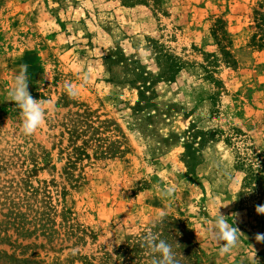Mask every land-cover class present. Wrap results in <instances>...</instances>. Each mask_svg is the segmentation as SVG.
Here are the masks:
<instances>
[{
  "label": "rangeland",
  "instance_id": "1",
  "mask_svg": "<svg viewBox=\"0 0 264 264\" xmlns=\"http://www.w3.org/2000/svg\"><path fill=\"white\" fill-rule=\"evenodd\" d=\"M256 10L264 0H0V264H152L150 232L179 264H264V181L241 167L264 171ZM22 66L46 108L31 136L11 101ZM144 82L151 106L136 110ZM218 207L241 231L228 254Z\"/></svg>",
  "mask_w": 264,
  "mask_h": 264
},
{
  "label": "clouds",
  "instance_id": "2",
  "mask_svg": "<svg viewBox=\"0 0 264 264\" xmlns=\"http://www.w3.org/2000/svg\"><path fill=\"white\" fill-rule=\"evenodd\" d=\"M28 84L27 66H22L13 80L11 101H14L22 112L23 134L31 136L44 123L46 108L44 102L32 97L28 90ZM66 90L71 95L77 94V89L70 85L66 86ZM220 207L217 208L216 215L212 217L211 227L214 230L213 238L220 242V253L228 254L239 245V233L241 231L235 226L234 220L230 223L228 216L220 212ZM256 210L258 213H264V205L257 206ZM257 237H259L258 240L264 239V236L258 235ZM143 243L150 250V253L155 254L152 264H179L173 246L166 240L161 239L155 232L145 234Z\"/></svg>",
  "mask_w": 264,
  "mask_h": 264
},
{
  "label": "trees",
  "instance_id": "3",
  "mask_svg": "<svg viewBox=\"0 0 264 264\" xmlns=\"http://www.w3.org/2000/svg\"><path fill=\"white\" fill-rule=\"evenodd\" d=\"M255 32L252 35V43L259 48L264 47V11L256 10L255 16H254V26H253ZM224 50V48H222ZM225 55H228L231 58V54L225 49ZM167 65H168V74L170 75L169 78L174 76V74L180 70L181 64L179 61L176 60V58L167 55L166 59ZM172 72V73H171ZM151 82L149 85H147V82H144L140 87V96L142 97V100L138 102V109L141 110L144 107L151 106L149 102H145L146 106H144L143 101L146 98V91L150 87ZM193 138L197 136L196 133L191 135ZM187 151L185 153V162L188 167V173L195 172V168L197 165V156L196 152L197 149L193 145H186ZM246 165H248V174L246 175V184L251 185L254 183V181H264V171L260 168L254 169L252 165L248 164L244 159L241 162V167L245 168Z\"/></svg>",
  "mask_w": 264,
  "mask_h": 264
}]
</instances>
